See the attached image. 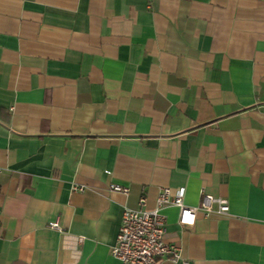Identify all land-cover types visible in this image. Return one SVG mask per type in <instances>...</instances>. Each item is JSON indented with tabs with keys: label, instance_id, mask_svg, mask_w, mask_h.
<instances>
[{
	"label": "crops",
	"instance_id": "0c3cea01",
	"mask_svg": "<svg viewBox=\"0 0 264 264\" xmlns=\"http://www.w3.org/2000/svg\"><path fill=\"white\" fill-rule=\"evenodd\" d=\"M162 188L229 211L160 264H264V0H0V264H121Z\"/></svg>",
	"mask_w": 264,
	"mask_h": 264
},
{
	"label": "built area",
	"instance_id": "2783aa9c",
	"mask_svg": "<svg viewBox=\"0 0 264 264\" xmlns=\"http://www.w3.org/2000/svg\"><path fill=\"white\" fill-rule=\"evenodd\" d=\"M82 189L81 186H72L73 191ZM110 190L124 195L128 192L126 187L120 185H112ZM200 194L198 205L187 206L183 202V188L174 193L169 188H162L158 192L154 209H124L115 242L110 249L111 256L121 264H160L162 260L178 262L181 259L179 247L165 240V217L162 210L167 206H176L179 209L178 222L186 227L194 225L199 213L207 218L229 211L225 200L202 192ZM139 203L144 204L145 198L140 197ZM48 227L58 232L62 230L57 220L49 223Z\"/></svg>",
	"mask_w": 264,
	"mask_h": 264
}]
</instances>
